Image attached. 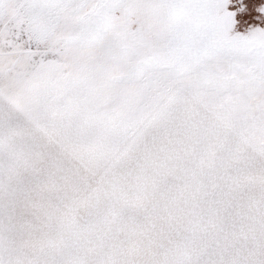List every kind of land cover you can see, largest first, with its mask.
<instances>
[{
  "label": "snow or ice",
  "instance_id": "snow-or-ice-1",
  "mask_svg": "<svg viewBox=\"0 0 264 264\" xmlns=\"http://www.w3.org/2000/svg\"><path fill=\"white\" fill-rule=\"evenodd\" d=\"M230 2L0 0V264H264V28Z\"/></svg>",
  "mask_w": 264,
  "mask_h": 264
},
{
  "label": "rangeland",
  "instance_id": "rangeland-1",
  "mask_svg": "<svg viewBox=\"0 0 264 264\" xmlns=\"http://www.w3.org/2000/svg\"><path fill=\"white\" fill-rule=\"evenodd\" d=\"M264 6V0H231L228 10L235 12L234 33L246 34L252 28H264V13L258 9Z\"/></svg>",
  "mask_w": 264,
  "mask_h": 264
}]
</instances>
